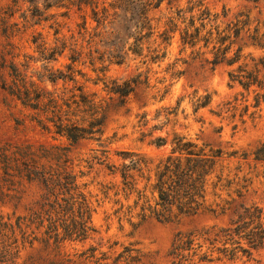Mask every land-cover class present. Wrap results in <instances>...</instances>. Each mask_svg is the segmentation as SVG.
Masks as SVG:
<instances>
[{
    "label": "trees",
    "instance_id": "trees-1",
    "mask_svg": "<svg viewBox=\"0 0 264 264\" xmlns=\"http://www.w3.org/2000/svg\"><path fill=\"white\" fill-rule=\"evenodd\" d=\"M12 2L7 9H0V29L10 47L1 54L0 89L27 112L25 119H15L16 129L28 120L54 141L68 144L36 146L0 140V206L19 203L28 188L38 191L25 215L0 214V264H26L22 254L36 243L52 252L47 264H141L143 255L135 244L125 247L113 260L96 246L74 255L61 253L66 242L84 243L97 233L88 184L81 183L88 173L77 171L72 146L87 140L102 148L101 155L94 156L88 167L99 164L112 177L110 182L101 183L102 194L114 199L119 206L115 216L120 223L127 221L134 231L148 219L171 223L197 215L209 208L211 189L216 192L231 187L233 182L223 185V175L218 172L222 150L199 145L179 134H174L170 153L160 160L123 150L117 152L118 163L110 162L107 148L116 138V134L107 137L111 114L126 107L142 82L140 76L108 79L104 63L120 65L131 56L144 63L160 62L179 32L183 48L193 49L196 59H204L213 69L228 67L230 86L254 94L251 117L255 118L264 103V54L248 50H264V21L257 20L251 28L249 14L239 13L229 20V10L214 13L205 0H190L186 8L177 11L176 18L169 19L168 30L159 33L151 14L164 0ZM21 2L29 5V16H22L25 25L50 23L55 39L51 44L41 33L34 35L31 44L38 56L24 54L19 63V47L11 40L21 28L10 20ZM55 10L63 12L58 15ZM73 14L81 23L78 32L67 37L58 18L69 19ZM61 58L70 63L59 69L51 66ZM38 63L41 70L32 66ZM87 67L97 75L95 79L89 77ZM81 80L96 86L102 83L107 96L89 93ZM211 102L210 95L198 98L196 109ZM152 144L164 147L168 138H155ZM255 155L256 160H264V144ZM241 209L228 228L213 226L178 233L169 253L172 264H218L238 259L239 253L249 257L252 249H264V211L257 206ZM239 240H247L248 248Z\"/></svg>",
    "mask_w": 264,
    "mask_h": 264
},
{
    "label": "rangeland",
    "instance_id": "rangeland-1",
    "mask_svg": "<svg viewBox=\"0 0 264 264\" xmlns=\"http://www.w3.org/2000/svg\"><path fill=\"white\" fill-rule=\"evenodd\" d=\"M188 1L190 0H164L152 12L153 23L159 33L168 30L169 19L176 18L177 11L186 8ZM205 3L214 13L222 14L224 9L229 10V20L239 13L249 14L251 28L257 25V20L264 21V0H205ZM12 4V0H0V9L5 10ZM28 9L29 5L21 2L19 11L10 20V24L19 23L21 28V32L11 40L19 47V63L23 62L24 54L38 56L31 44L34 35L41 33L51 44L55 39L54 30L49 28L50 23L33 27V24L25 25L22 16H29ZM62 12L63 10L54 11L58 15ZM58 20L63 25L62 33L67 37L71 32H78L77 25L81 23V19L77 14L69 19L59 16ZM8 44L9 40L3 29H0V66L2 52L10 49ZM250 51H254L256 55L264 54V50H248ZM165 52V59L157 63H144L143 59L134 56L120 65L104 63L108 79L125 80L140 76L142 82L129 97L126 107L111 114L107 137L111 138L116 134V138L107 148L109 161L118 163L117 152L123 150L137 151L160 160L170 153L174 134H179L199 145L206 144L215 150H222L218 172L223 175V185H229L228 182H233V185L221 187L216 192L211 189L208 196L209 208L197 215L184 216L171 223L148 219L134 231L127 221L120 223L115 216L114 211L119 206L114 204V199L102 194L101 183L110 182L112 177L99 164H95L93 169L88 167V162L94 156L101 155L102 148L96 142L81 141L72 146L71 156L77 171L88 173L81 183L88 184L87 191L95 210L93 224L97 233L84 243L66 242L61 247L62 254L74 255L89 246H96L113 260L125 247L135 244L143 255L141 264H172L169 253L178 233L213 226L228 228L237 219L238 212L242 211L241 206H257L264 211V160H256L255 155L264 144V103L255 118L251 117L255 111L252 107L255 103L254 94H248L238 86H230L228 67L221 65L213 69L204 59H196L193 49L183 48L179 32L174 34ZM67 63L70 62L61 58L51 66L59 69ZM32 66L41 70L42 65L38 63ZM85 71L91 79L96 78L97 75L90 67ZM81 82L89 93L107 96L102 83L96 86L93 82ZM206 95L212 97L211 104L197 110L196 100ZM26 114L0 89V140L36 146L68 144L65 140L54 141L51 135L30 124L27 119L24 127L16 129L15 119H25ZM158 137L168 138V144L161 148L152 144ZM37 196L36 188H28L19 203L0 206V214L16 213L23 216L33 207ZM132 204L131 201L129 205ZM239 241L248 248L247 240ZM51 253L42 244L36 243L23 252L22 262L47 264L52 257ZM120 264L126 263L122 261ZM218 264H264V249H252L249 257L239 253L238 259L224 260Z\"/></svg>",
    "mask_w": 264,
    "mask_h": 264
}]
</instances>
